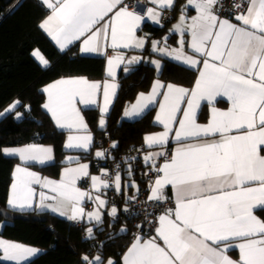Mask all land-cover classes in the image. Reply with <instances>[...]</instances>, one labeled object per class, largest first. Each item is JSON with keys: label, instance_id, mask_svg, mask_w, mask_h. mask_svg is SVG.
I'll use <instances>...</instances> for the list:
<instances>
[{"label": "snow or ice", "instance_id": "1", "mask_svg": "<svg viewBox=\"0 0 264 264\" xmlns=\"http://www.w3.org/2000/svg\"><path fill=\"white\" fill-rule=\"evenodd\" d=\"M156 8H148L141 14L132 10L125 0H42L51 9L49 15L39 25L56 42L61 50L73 41L83 39L81 52H101V41L110 39V47L143 48L145 39L136 36L141 21L148 18L159 23L162 10L171 9L175 0H150ZM137 0L134 7H139ZM223 8L221 0H187L182 6L179 23L170 31H179L181 48L169 50L153 42V51L174 56L190 67L201 60L183 51L184 33L190 34L189 47L203 58V67L191 90L173 84L164 85L156 80L148 94L140 93L130 108L124 111L125 117H136L154 103L159 104L155 121L163 125L164 131L145 136V143L163 146L167 144L173 131V139L179 145L170 159L156 167L155 157L164 156L163 151L149 153L145 162L152 161L158 175L150 184L148 200L163 201L164 188L171 186L174 192L175 207L166 209L158 217L155 236L144 239L136 235L123 255V264H264V220L254 215V210L264 209V0H234L233 23L221 18L217 5ZM194 7L196 15L187 17L184 9ZM166 42L167 37H164ZM43 65L48 61L39 50L33 51ZM106 54V53H105ZM140 62L139 57L127 58L118 53L108 58L107 75L114 76V65L129 66ZM157 68L159 61H153ZM102 85L89 81L86 77L61 79L43 89L48 101L43 105L58 127L73 131L87 130V124L74 100L84 105L96 104L95 97ZM115 83H103L104 104L100 107L99 127L104 128L103 115L108 112L115 96ZM166 89V90H165ZM111 90V92H110ZM162 96L163 99L158 100ZM226 97L230 102L227 110L214 106L217 97ZM212 105L206 124L197 122L200 102ZM20 102L13 101L0 116L11 112ZM186 103V107L181 105ZM182 111L178 119L177 113ZM21 113L17 112L19 118ZM178 121L179 126L173 128ZM235 133V134H234ZM219 136V139H206ZM92 136L72 135L67 138L66 148L87 149ZM117 142H113L115 148ZM6 155H18L21 161H35L44 164L51 161L53 149L35 144L23 148H4ZM97 157L104 153L98 151ZM71 159V158H69ZM88 165L65 168L59 181L41 178L27 167L17 165L12 176L11 192L7 204L14 210L24 211L36 208H49L79 222L85 217L96 225L103 223L101 209L107 203L101 196L94 198L89 191L76 186L82 176H87ZM92 188L109 187V182L92 176ZM120 191V176L117 173L113 182ZM48 189L49 197L43 190ZM133 186H135L133 184ZM85 198L96 203V209L85 212L81 206ZM51 199L56 204L46 203ZM129 199H135L130 197ZM127 211V209H126ZM118 209L113 206L108 215L113 219ZM126 231L125 228L120 229ZM87 238H94L93 228L86 229ZM162 241V243H161ZM3 259L26 260L40 250L0 239ZM236 249L238 259L227 255ZM83 264H98L102 258L97 255L81 257ZM107 264H115L109 258Z\"/></svg>", "mask_w": 264, "mask_h": 264}, {"label": "trees", "instance_id": "2", "mask_svg": "<svg viewBox=\"0 0 264 264\" xmlns=\"http://www.w3.org/2000/svg\"><path fill=\"white\" fill-rule=\"evenodd\" d=\"M187 0H175L172 11L174 19ZM49 10L40 0H0V112L8 108L13 101L20 103L11 112L0 116V209L13 214H23L30 218L5 219L0 214V238L26 243L43 250V252L25 264H83L81 257L87 254L92 258L95 254L102 257L104 264L111 258L115 264H123L122 257L136 235H144L146 228L140 230V224H133L124 214L129 198L122 193L123 202L120 217L112 221L107 216L101 225L94 230V238H87V224L77 225L69 220L47 211H17L8 207L7 200L13 170L20 162L15 157L6 156L2 149L10 146H21L32 143L50 144L54 147L55 161L46 166L31 164V167L44 175L57 177L61 168L66 165V157L70 152L64 148L66 132L60 130L50 114L43 107L46 94L44 87L51 81L68 76H87L92 79L102 78L105 71V59L81 55L77 46L61 51L50 40L39 26L48 15ZM165 21L161 26L145 24L151 35L162 37L173 20ZM39 49L49 60L50 65L43 67L34 58L32 52ZM197 71L172 59H165L161 73L149 62H141L129 72L119 77L120 89L107 117L104 128L99 127L100 114L96 109H85L84 115L98 140L110 135L117 146L98 158L104 165H95L94 149L89 152H78L73 162L90 160L93 167L113 163L121 154L125 159L119 167L131 163L133 176L141 183V190L147 191L146 167L132 159L133 153L142 149L147 133L158 128L154 123V109L134 121L124 119L127 106L143 91L150 90L156 78L191 86ZM22 112L21 119L16 113ZM208 118L205 107L200 114L201 120ZM103 144L96 142V146ZM107 155V156H106ZM129 159V160H128ZM123 168V167H122ZM132 191V188H130ZM141 191V192H142ZM122 205V204H121ZM257 213L264 219V209ZM38 216L40 218H34ZM46 217V220L42 218ZM127 226L125 232H119L122 225ZM1 255V252H0ZM0 264H10L0 260Z\"/></svg>", "mask_w": 264, "mask_h": 264}, {"label": "crops", "instance_id": "3", "mask_svg": "<svg viewBox=\"0 0 264 264\" xmlns=\"http://www.w3.org/2000/svg\"><path fill=\"white\" fill-rule=\"evenodd\" d=\"M40 1L42 2V0H40ZM186 4H187V1L184 3V5H186ZM44 6L49 10V13H48V15L42 21H44L49 15H51V9H49L46 5H44ZM216 7H217V12H218V5ZM148 8H156V5H153L150 2V0H146L137 9H132V10H136V11L140 12L141 14H144V13H146V10ZM167 10H169V9L168 8H165V9L162 10V14H161V16L159 18V23L153 22L151 19H148V18H146L143 21H141L139 28L136 30V36L137 37H142V38L145 39V45H144L143 48L130 47V48L112 49L110 47L111 41L109 39L106 42L103 41V40L101 41V48H102V51L101 52H90V53H86V52H81L80 51L81 47L83 46V39H84V38H81V40L73 41L66 49L61 50L59 48V46L56 44V42L52 39V37L44 29H42L47 34V36L50 38V40L55 44V46L59 50H61V51H65V50H68V49H70V48H72L74 46H77V50H78V52L81 55L93 56V57H103L105 59V71H104V76L102 78L92 79V78L87 77V76H68V77H61V78H58V79H55V80L51 81L45 87H47L48 85L54 84L56 81L61 80V79L76 78V77H86L89 81H98V82L101 83L102 87H101L100 91L97 93V96L95 97V99L97 101L96 104L84 105V104H81V103L78 102V98H77V100H74L73 101V103L75 104V106L80 110V113L84 117V121H85V123L88 126L86 131L85 130H80L79 132L73 131V132L70 133L67 129L58 127L57 124L55 123L54 119L52 118L53 121H54V123L56 124V126L60 130H63V131L66 132V137H65V142H64V148H65L66 151L70 152V154H68L67 157H66V159H67L66 160V165H64L61 168L60 173H59V175L57 177H54V176H51V175H44V174H42L41 171H39V170L34 169L33 167H31V164L39 165V166H46V165H50V164L54 163V161H55V152H54L53 145H50V144L32 143V144L40 145V146H44V147H51L53 149L52 155H53L54 158L51 161H47L44 164H40V163L35 162V161H27V162L21 161L18 155H6V154L5 155L6 156H9V157H15V158H17L20 161L17 165H20L21 167H27L30 171H33V172L37 173L41 178H48L50 180H55V181L61 180L62 174H63V170L65 168H76V167H78L79 165H82V164L88 165V168H87L88 175L87 176H82L80 179H78L77 182H76V186L78 188H80L81 190H83V191H89V192H91V195H92L93 198L95 196L99 195V196H101L102 199H104V200L107 201V203L101 209L102 214H103V221L105 220V218L107 216L109 217L110 220L116 221L120 217V213L122 211V208L124 207L123 205L125 204V203H122V205L116 206V205H114V204L111 203V199H110V188L112 186L115 187V185H114L113 182L115 181V177H116L117 173L120 176V191H119V193L121 195H122V193H125V195L127 196V198H130V197H134V196L138 195L142 191L141 190V183L139 182V180L136 179L135 176L134 177H131L130 176V174H132V176H133V172L131 171V167H132L131 166V163H126L124 165H121L118 169H112L110 167L108 168V167H105V166L97 167V169H95L93 167L92 162L90 160H85V161H80V162H73L75 160V158L77 157V154L76 153L81 152V151L82 152H89L92 149H94V156H95V158L98 159V158L105 157V151H104V149L100 145L97 146V147H95L96 146V142L97 143H99V142L95 138V135H94L93 131L89 127V124H88V122H87V120L85 118V115H84V111H85V109H96L98 111V113L100 114V119H101L100 107H102L103 104H104V99H103V83L105 81H107L110 84L111 83H115L117 85V88L115 89V96L114 97H111L112 103L108 106L109 110H108L107 113H105L103 115V118L105 119L106 124H107V117L110 114V112L112 110V107H113V104H114V102L116 100V97H117V95L119 93V89H120L119 77H120V75L122 73H127V72L124 71L125 64L122 63V64H119V65H114L113 66V71L115 73L114 76L107 75V67H108L107 61H108V58L109 57H112V56H115L118 53L123 54V56L125 57V62H126L127 58H130V57H133V56L139 57L140 58V62L139 63L145 62V61H149L156 68V73L157 74L161 73V70H162L163 65H164V60L167 59V58L168 59H172V60H174V61H176V62H178V63H180V64H182L184 66H187V67H189V68L197 71V76H196V79H195L194 83L191 86H185V85L177 84V83H173V82H166V81H164L162 79H159V78H156L154 80V82L156 80H159L164 85L173 84V85H177V86H180V87L187 88L189 90H191L192 88H194L195 82H196V80H197V78L199 76V69H202V67H203V62H202L203 61V58L200 57V56H198L197 54H195L191 50V48L189 47L190 34L187 33V32H185L184 33V36H183V39H184L183 51H184V53L186 55H192L194 58L201 60V63L199 65L194 66V67H190V66H188L187 64H185V63H183L181 61H177L174 58V56H169V55H166V54L161 53L159 51H153V42H155V41H158L159 42V45H158L159 47H166L169 50L180 49L181 48V45L179 43V41L181 40V34H180V32L179 31H170L171 29H173L174 25H176V24L179 23V18H180L181 12H179L176 15V18L171 23V27H169L168 31L162 37L155 36V35H151V33L149 31H147L146 29H144L146 23H149L152 26H154V25H156V26L163 25L162 24L163 23V20L165 22L164 14H165V12ZM184 13L189 18L191 16L196 15V11H195L194 7H192V6H188L186 9H184ZM221 18L223 19L225 17H221ZM226 19H229L233 23H238V21H236L235 18H232V19L226 18ZM164 37H167L166 42L164 40ZM35 50H37V49H35ZM39 52L48 61V64L45 66V65L41 64V62L35 56H34V58L43 67H48L50 65L49 60L47 59V57L40 50H39ZM153 61H159L160 67L157 68L156 65L153 63ZM139 63H136V64L131 65L129 67L131 69H133V67L135 65L139 64ZM154 82H153V84H154ZM153 84H152V86H153ZM152 86H151L150 90L143 91V92H140V93H145V94L150 93L151 92V89H152ZM110 92H111V90H110ZM45 94H46V100H45V103H46L48 101V94L46 92H45ZM138 95L127 106V108H130V106L136 102ZM160 99H163V97L162 96L158 97V100H160ZM186 106H187L186 103H183L181 105L182 108H184ZM214 106L216 108H218V109H221V110H227L230 107V102L227 100L226 97L221 96V97H217V99H216V101L214 103ZM205 107L208 109V118L206 120H201L200 119V114H201V112L203 111V109ZM211 107H212V105H209L206 101H201L200 102V107L197 110V122L198 123L206 124L208 122V119H209V116H210V109H211ZM152 109H154V118H153V120H154L155 125L158 126V128L156 130L152 131V132L147 133L146 135L163 132L164 131L163 125L162 124H159V123H157L155 121L156 114L159 112V104L158 103H154V104L150 105L149 108L145 109V111L143 113H141L139 116L131 117V118L124 116V119L126 121H134V120H137V119L141 118L142 116H144L146 113H148ZM46 111L52 117V114L47 109H46ZM177 117H178V119L182 117V111L179 112V113H177ZM100 119H99V121H100ZM178 126H179V124H178V121H177V123L173 125V128L175 129ZM70 134H72V135H79V136H83V135L90 134L92 136L91 144L89 145V147L87 149L75 148V147H73V148H66L65 147V144L67 143V138H68V136ZM174 135H175V132L174 131L172 133H170L169 140H168L167 144H165L163 146L153 145V146L149 147L145 143V139H144V144H143L142 149L140 150V153L134 154V157L132 158V159H134V160H136V161L139 162V166H145L146 167V173H145L146 174L145 175L146 177L145 178L147 180V191H146V193L148 194V197L151 194L150 193V188H149L150 184H152L155 181V179L157 178L158 175H161L162 176L163 173H157L153 169L152 161L149 160L146 163L145 160H144V157L147 154H149V153H155V152L163 151L165 153L164 156L155 157L156 167L162 166L165 163V160L166 159H170V157H171L172 153L174 152V150L179 146L177 144V142L173 139ZM206 139H208V140H211V139H219V136H215V137L209 136ZM26 145H29V144H26ZM26 145L10 146V147H5V148H23ZM98 151L103 152L104 153V156L103 157H97L96 156V153ZM69 158H71V159H69ZM16 166H15V168H16ZM15 168H14V170H15ZM14 170H13V172H14ZM149 172H154L155 175L153 177H150V176H148V173ZM111 173H114L112 175V179H113L112 184H110V182L105 178V175H109ZM92 176L101 177L102 179L107 180L109 182V187H107V188H101V189H94V188H92V180H91V177ZM12 181H13V179H12ZM11 184H12V182H11ZM11 184H10L8 198H9V195H10V192H11ZM133 184L135 186H133ZM34 187H36V189H37V196H36V201L37 202L39 200L38 193L41 190L45 191L49 197H51V196L54 195V193H52L48 189H41L40 186H38V185H34ZM130 188H132V191H130ZM164 196L166 197V199H169L172 202V205H173L172 208H174L175 207L174 192H173V189L171 188L170 185L169 186H166L164 188ZM46 203L56 204L57 201H52L51 199H49L48 201H46ZM81 206L85 209V212L93 211L94 209H96V203H94L93 200H89L87 198H85V200L83 201V203H82ZM113 206H115L118 209L117 216H116L115 219H113L112 217H110L108 215L110 209ZM10 209H12V208H10ZM12 210H14V209H12ZM33 210L51 212V213H53V214H55L57 216H60L62 218H65V219L69 220L67 218V216H62V215L59 214V212H53L49 208H44V209L36 208L35 207V203H34L32 209H27V210H24V211H33ZM258 210H260V209L254 210V215H256L259 219L264 220L257 213ZM17 211H19V210H17ZM163 212L164 211H162L159 215H161ZM159 215L156 218V224L152 228V230L151 231H148L144 235L143 234L141 235L144 239H148V238H150L152 236H155V227L157 226V221H158ZM69 221L72 222V223H75L77 225L87 224V228L92 227L93 228V232H94L95 228L98 226V225L95 224L94 221L93 222H89L86 217H85V219H83V220H81L79 222L71 221V220H69ZM0 239L6 240V241H10V242H14V243H19V244H22V245H25V246H28V247H33V248H36V249H39L40 250L38 253H36V254L28 257L26 260L20 261L19 264H25V263L29 262L30 260H32L33 258H35L36 256L40 255L43 252L42 249H40L38 247H35V246H32V245H29V244H26V243H21V242H18V241H13V240H10V239L4 238V237H1ZM161 243H162V241H161ZM126 251H127V249H126ZM0 252H1L0 260H2L3 262L9 263L6 259H3L2 258L3 257V250L2 249H0ZM95 255H98V254H95ZM95 255L93 257H95ZM227 255H229L232 259H238L239 258V252L236 249H232V250L228 251ZM122 262H123V257H122ZM10 264H12V263H10ZM15 264H17V262H15ZM104 264H107V261Z\"/></svg>", "mask_w": 264, "mask_h": 264}, {"label": "built area", "instance_id": "4", "mask_svg": "<svg viewBox=\"0 0 264 264\" xmlns=\"http://www.w3.org/2000/svg\"><path fill=\"white\" fill-rule=\"evenodd\" d=\"M146 0H142V3ZM234 0H221V3L223 5V8L218 4V14L221 17L225 18H234L235 16V10L232 11H226L224 9H232V4ZM236 2H240L244 4V7L239 9V11H244L246 9V0H236ZM125 3L128 5L130 9H137L138 7H134L137 4V0H125ZM141 3V4H142ZM140 4V5H141ZM165 21L172 20L174 18L172 11L167 10L164 14ZM98 142L104 147L105 154H108L111 151L112 146V138L108 133L105 135V139L102 138L98 139ZM139 151H136L133 153L138 154ZM107 156V155H106ZM126 155H120L117 159L119 161H114L111 164H108V166L112 169H118L119 168V162L124 160ZM95 165H104L105 162L103 160L95 159L93 161ZM114 173H111L109 175H105V178L112 184L113 179L112 175ZM155 175L154 172H149L148 176L153 177ZM135 199H129L127 211H124L125 216L133 222V224H140V230H143V228H146L148 231H151L152 228L156 224V218L157 216L162 212L165 211L168 208H172V202L169 199L163 200V201H155V200H148V194L146 191H142L138 195L134 196ZM110 199L111 202L115 205H121L123 202L122 195L116 191L115 187L110 188Z\"/></svg>", "mask_w": 264, "mask_h": 264}, {"label": "water", "instance_id": "5", "mask_svg": "<svg viewBox=\"0 0 264 264\" xmlns=\"http://www.w3.org/2000/svg\"><path fill=\"white\" fill-rule=\"evenodd\" d=\"M7 1H9V0H7ZM0 214L5 218V219H15V218H26V217H28V218H30L29 216H25V215H23V214H13V213H11V212H9V211H7V210H4V209H0ZM34 218H40V217H38V216H33ZM43 220H46L47 218L46 217H44V218H42Z\"/></svg>", "mask_w": 264, "mask_h": 264}, {"label": "rangeland", "instance_id": "6", "mask_svg": "<svg viewBox=\"0 0 264 264\" xmlns=\"http://www.w3.org/2000/svg\"><path fill=\"white\" fill-rule=\"evenodd\" d=\"M182 6H184V4L182 5ZM182 11V7H181V10H180V12ZM161 23V22H160ZM162 24H164V20H163V23ZM169 27H171V25L169 26ZM19 113H21V115H20V117L19 118H17V119H21L22 118V116H23V114H22V112H19ZM130 176H132V174H130ZM112 203V202H111ZM113 204V203H112ZM115 205V204H114ZM116 206H118V205H116ZM121 228H125L126 230H127V226L126 225H122V227ZM120 228V229H121ZM120 233H121V231H119ZM123 232H125V231H123ZM14 241V240H13ZM22 243V242H21ZM99 255V254H98ZM95 256H97V255H95ZM100 257H101V255H99ZM102 258V257H101ZM2 261V260H1ZM9 263H12V264H15V262H17V261H11V260H7Z\"/></svg>", "mask_w": 264, "mask_h": 264}, {"label": "clouds", "instance_id": "7", "mask_svg": "<svg viewBox=\"0 0 264 264\" xmlns=\"http://www.w3.org/2000/svg\"><path fill=\"white\" fill-rule=\"evenodd\" d=\"M174 19V18H173Z\"/></svg>", "mask_w": 264, "mask_h": 264}]
</instances>
